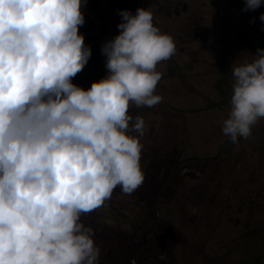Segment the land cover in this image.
<instances>
[{
	"label": "clouds",
	"instance_id": "1",
	"mask_svg": "<svg viewBox=\"0 0 264 264\" xmlns=\"http://www.w3.org/2000/svg\"><path fill=\"white\" fill-rule=\"evenodd\" d=\"M86 2L0 0V264H101L95 229L81 217L146 178L147 124L129 109L162 102L158 65L176 42L151 8L121 10L120 34L101 48L108 75L78 86L92 55L80 32ZM262 4L245 0L244 11ZM231 73L222 132L238 143L264 119V49Z\"/></svg>",
	"mask_w": 264,
	"mask_h": 264
},
{
	"label": "rangeland",
	"instance_id": "2",
	"mask_svg": "<svg viewBox=\"0 0 264 264\" xmlns=\"http://www.w3.org/2000/svg\"><path fill=\"white\" fill-rule=\"evenodd\" d=\"M141 7L177 52L158 65L162 102L129 109L147 124L143 185L131 195L117 188L81 217L95 229L101 264H264V119L238 143L222 132L233 64L264 49V4L244 11L245 0H87L80 32L92 55L74 84L88 89L108 75L102 45L120 34L121 10Z\"/></svg>",
	"mask_w": 264,
	"mask_h": 264
},
{
	"label": "trees",
	"instance_id": "3",
	"mask_svg": "<svg viewBox=\"0 0 264 264\" xmlns=\"http://www.w3.org/2000/svg\"><path fill=\"white\" fill-rule=\"evenodd\" d=\"M263 42H264V40L260 41V42L258 43V47H259ZM254 48H255V46H254Z\"/></svg>",
	"mask_w": 264,
	"mask_h": 264
},
{
	"label": "flooded vegetation",
	"instance_id": "4",
	"mask_svg": "<svg viewBox=\"0 0 264 264\" xmlns=\"http://www.w3.org/2000/svg\"><path fill=\"white\" fill-rule=\"evenodd\" d=\"M114 250V247H112V250L111 251H113Z\"/></svg>",
	"mask_w": 264,
	"mask_h": 264
},
{
	"label": "bare ground",
	"instance_id": "5",
	"mask_svg": "<svg viewBox=\"0 0 264 264\" xmlns=\"http://www.w3.org/2000/svg\"><path fill=\"white\" fill-rule=\"evenodd\" d=\"M102 57V56H101ZM104 57V56H103ZM96 234H97V232H96ZM100 235V234H99ZM108 238V237H107ZM96 239V238H95Z\"/></svg>",
	"mask_w": 264,
	"mask_h": 264
}]
</instances>
